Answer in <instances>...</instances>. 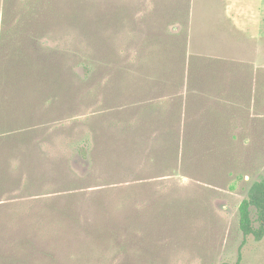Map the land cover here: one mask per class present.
<instances>
[{
  "label": "rangeland",
  "instance_id": "374dc122",
  "mask_svg": "<svg viewBox=\"0 0 264 264\" xmlns=\"http://www.w3.org/2000/svg\"><path fill=\"white\" fill-rule=\"evenodd\" d=\"M261 179L264 0H0V264H264Z\"/></svg>",
  "mask_w": 264,
  "mask_h": 264
},
{
  "label": "trees",
  "instance_id": "16d2710c",
  "mask_svg": "<svg viewBox=\"0 0 264 264\" xmlns=\"http://www.w3.org/2000/svg\"><path fill=\"white\" fill-rule=\"evenodd\" d=\"M238 229L243 242L252 237L254 241H261L264 237V179L253 181L246 196L238 206ZM239 264V260L234 263Z\"/></svg>",
  "mask_w": 264,
  "mask_h": 264
},
{
  "label": "crops",
  "instance_id": "0c3cea01",
  "mask_svg": "<svg viewBox=\"0 0 264 264\" xmlns=\"http://www.w3.org/2000/svg\"><path fill=\"white\" fill-rule=\"evenodd\" d=\"M248 18L247 19V22L249 21V17H250V14L246 11H244V17L243 18H240V17H237V18H234V23H238L239 24H242L244 26V31L246 32L248 29H251L250 28V25H249V28H248V25L247 23L245 22V18ZM248 32V31H247Z\"/></svg>",
  "mask_w": 264,
  "mask_h": 264
}]
</instances>
